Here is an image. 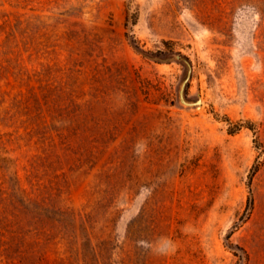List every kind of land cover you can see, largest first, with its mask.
Wrapping results in <instances>:
<instances>
[{"label": "rangeland", "instance_id": "374dc122", "mask_svg": "<svg viewBox=\"0 0 264 264\" xmlns=\"http://www.w3.org/2000/svg\"><path fill=\"white\" fill-rule=\"evenodd\" d=\"M0 264H264V0H0Z\"/></svg>", "mask_w": 264, "mask_h": 264}, {"label": "trees", "instance_id": "16d2710c", "mask_svg": "<svg viewBox=\"0 0 264 264\" xmlns=\"http://www.w3.org/2000/svg\"><path fill=\"white\" fill-rule=\"evenodd\" d=\"M231 132H234V131H231Z\"/></svg>", "mask_w": 264, "mask_h": 264}]
</instances>
